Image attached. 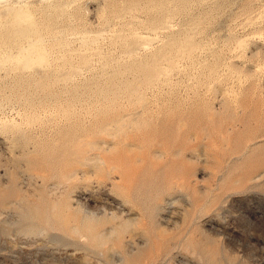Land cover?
Returning <instances> with one entry per match:
<instances>
[{
    "label": "rangeland",
    "instance_id": "obj_1",
    "mask_svg": "<svg viewBox=\"0 0 264 264\" xmlns=\"http://www.w3.org/2000/svg\"><path fill=\"white\" fill-rule=\"evenodd\" d=\"M0 264H264V0H0Z\"/></svg>",
    "mask_w": 264,
    "mask_h": 264
}]
</instances>
